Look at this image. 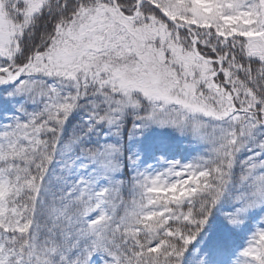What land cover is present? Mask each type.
I'll list each match as a JSON object with an SVG mask.
<instances>
[{
  "label": "snow or ice",
  "instance_id": "1",
  "mask_svg": "<svg viewBox=\"0 0 264 264\" xmlns=\"http://www.w3.org/2000/svg\"><path fill=\"white\" fill-rule=\"evenodd\" d=\"M0 264H264V0H0Z\"/></svg>",
  "mask_w": 264,
  "mask_h": 264
}]
</instances>
